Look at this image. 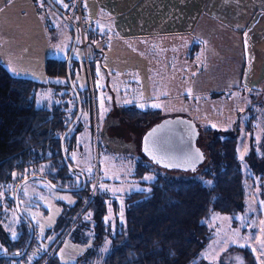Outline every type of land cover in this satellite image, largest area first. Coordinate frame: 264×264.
<instances>
[{
    "label": "rangeland",
    "instance_id": "1",
    "mask_svg": "<svg viewBox=\"0 0 264 264\" xmlns=\"http://www.w3.org/2000/svg\"><path fill=\"white\" fill-rule=\"evenodd\" d=\"M83 1L55 0L71 21H74L75 4L81 7ZM71 38L67 21L43 0H0V64L11 75L34 82L36 106H60L67 120L75 104L74 96L66 85L65 76L44 72V61L49 57L64 60ZM205 39L206 34H203ZM89 41L85 40L86 50ZM95 48L99 50L100 58L92 60L89 65L94 108L87 89L82 46L78 42L71 54V80L80 94L81 112L64 143L66 158L83 173L87 189L56 190L40 179L23 183L18 206L32 226L33 247L25 255L26 259H10L13 263H31L39 254L38 248L48 249L50 245L48 254L54 256L49 262L55 264H71L78 256L92 250L98 257L103 255L107 251V241L102 239H108L107 234L110 232L111 235V230L123 222L125 196L145 188L141 181L150 180L156 170L151 162L149 164L148 160L141 158L140 137L146 128L162 118L179 115L192 120L200 129L210 125L224 130L236 123L240 128L238 156L244 158L249 154L250 145L261 153L264 94L249 92L237 84L239 56L232 51L227 53L221 44L220 50L226 53L199 54L197 60L202 69L197 75L203 76L204 87L180 100L173 95L166 100L158 98L154 86H151L153 92L149 93L145 80L141 81L139 91L131 86L129 39L107 36L104 42L96 43ZM172 75L174 78L175 73ZM170 88L176 93L179 90L176 85ZM158 89V92H166ZM148 94L157 96L155 104L151 101L149 106L158 108V115L148 121H140L137 117L128 120L127 113H122L120 108ZM252 115L255 116L254 125L252 131L246 133L242 130ZM198 143L204 147L202 139ZM138 161L149 164L150 169L141 178L132 176ZM242 165L247 171L244 160ZM44 167L42 164L31 173L42 174ZM54 180L61 187H76L77 178L72 173L64 172ZM245 185L244 209L234 217L235 222L219 213L209 217L212 237L201 251L200 264H251L238 247H247L251 251L253 264H264V177L258 179L254 176L252 180L248 177ZM13 192L7 191L8 199L13 197ZM89 199L92 202L84 208ZM100 207L103 208V226L96 229L94 215ZM19 223L13 204L3 201L0 207V253L17 252L14 241L21 232L26 241L27 225L23 228ZM97 238L101 241L97 242ZM95 264H99V259Z\"/></svg>",
    "mask_w": 264,
    "mask_h": 264
},
{
    "label": "trees",
    "instance_id": "2",
    "mask_svg": "<svg viewBox=\"0 0 264 264\" xmlns=\"http://www.w3.org/2000/svg\"><path fill=\"white\" fill-rule=\"evenodd\" d=\"M50 1L61 9L55 0ZM91 36L92 32L88 29L86 39L90 40ZM71 62L72 58L70 67ZM64 63L65 59L46 58L44 72L65 76ZM33 88L31 79L13 76L0 64V207L3 201L13 204V197L8 199L6 196L7 191L12 192L17 181L36 171L42 164L45 167L41 175L53 183L54 177L64 172L71 173L61 160L59 137L72 119L76 103L67 120L60 106H36ZM77 93L81 107L78 90ZM121 110L127 113L126 118L130 121L135 117L148 121L158 115L157 109H138L132 105ZM254 119L252 115L242 131L250 133ZM235 124L224 130L210 125H204L201 129L197 126L196 144L200 147L198 142L203 140L204 147H200L205 154L203 162L191 172L167 170L153 164L156 170L151 179L141 181L145 188L125 196L123 222L111 230V235L110 232L107 234L108 239H102L107 241V251L99 257L95 250L89 251L78 256L71 264H95L98 259L99 264H200L201 251L212 237L208 224L211 214L226 215L235 222L234 217L244 209L246 179L264 177V123L259 144L261 153L258 154L250 145V153L244 158L238 156L237 136L240 128ZM141 158L146 159L143 154ZM243 160L247 164V171L242 165ZM149 164L136 162L132 176L141 178L150 171ZM72 175L77 178L75 186H79L80 178L74 173ZM86 189L85 179L82 191ZM91 202L92 199H89L84 208ZM102 211L100 207L94 215L97 219L96 229L103 226ZM19 224L24 228V221L20 219ZM97 239V242L101 241ZM24 242L21 232L14 241L17 252ZM32 243L33 236L24 256L19 258L26 259ZM50 248L51 245L48 249L38 248L39 254L27 264H55L49 262L54 256L53 253L48 254ZM238 248L253 264L251 251L247 247ZM22 263L0 258V264Z\"/></svg>",
    "mask_w": 264,
    "mask_h": 264
},
{
    "label": "crops",
    "instance_id": "3",
    "mask_svg": "<svg viewBox=\"0 0 264 264\" xmlns=\"http://www.w3.org/2000/svg\"><path fill=\"white\" fill-rule=\"evenodd\" d=\"M81 7L92 32L90 51L98 54L95 44L107 36L129 39L130 82L138 91L145 80L149 93L156 87L158 98H186L204 87L197 75L199 54H221V44L239 56L237 84L264 94V0H85ZM171 85L179 87L177 93ZM157 96L148 94L131 105L156 109L149 105Z\"/></svg>",
    "mask_w": 264,
    "mask_h": 264
},
{
    "label": "water",
    "instance_id": "4",
    "mask_svg": "<svg viewBox=\"0 0 264 264\" xmlns=\"http://www.w3.org/2000/svg\"><path fill=\"white\" fill-rule=\"evenodd\" d=\"M43 1L49 8L56 11L65 19V21H67L72 32L71 43L64 63V75L66 83L74 96L76 111L59 137V149L61 160L65 168L71 173L76 174L80 178L81 183L77 187H61L51 182L48 178L41 174H32L19 180L14 187L13 206L16 214L27 225L28 235L20 251L15 253H0V258H19L25 253L27 245L29 244L32 237V226L29 220L22 214L18 206V191L23 183L32 179H40L56 190L65 191L82 190L85 183V177L83 173L77 171L68 162L63 146V139L65 135L70 131L71 127L74 125L81 112L79 96L70 76V60L72 51L77 42V31L75 25L61 9L56 7L50 0ZM197 137L198 128L192 122V120L179 115L165 117L152 123L148 128L144 130L140 137V149L145 158L158 167L167 170L174 169L191 172L194 171L196 167L203 162L205 156L204 151L196 144Z\"/></svg>",
    "mask_w": 264,
    "mask_h": 264
},
{
    "label": "built area",
    "instance_id": "5",
    "mask_svg": "<svg viewBox=\"0 0 264 264\" xmlns=\"http://www.w3.org/2000/svg\"><path fill=\"white\" fill-rule=\"evenodd\" d=\"M83 9L79 7L78 4L74 6V25L77 31V42L82 46L83 52V62L86 70V81H87V89L89 92V98L92 103V108H94V98L92 94V83H91V75H90V62L92 60L97 59L98 54L94 51H90V49H85V40H86V32L88 30V25L83 19Z\"/></svg>",
    "mask_w": 264,
    "mask_h": 264
},
{
    "label": "flooded vegetation",
    "instance_id": "6",
    "mask_svg": "<svg viewBox=\"0 0 264 264\" xmlns=\"http://www.w3.org/2000/svg\"><path fill=\"white\" fill-rule=\"evenodd\" d=\"M32 174H35V173H31V174H29V175H32ZM29 175H27V176H29ZM24 177H26V176H24ZM24 177H23V178H24ZM21 179H22V178H21ZM21 179H20V180H21ZM32 180H33V179H32ZM17 182H18V181H17ZM21 186H22V185H21ZM13 207H14V206H13ZM20 219H21V218H20ZM21 220H22V219H21ZM22 221H23V220H22ZM27 234H28V233H27ZM26 238H27V237H26Z\"/></svg>",
    "mask_w": 264,
    "mask_h": 264
}]
</instances>
